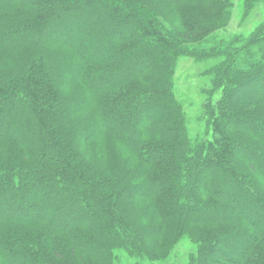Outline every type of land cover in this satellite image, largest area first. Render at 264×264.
I'll return each mask as SVG.
<instances>
[{"label": "trees", "instance_id": "16d2710c", "mask_svg": "<svg viewBox=\"0 0 264 264\" xmlns=\"http://www.w3.org/2000/svg\"><path fill=\"white\" fill-rule=\"evenodd\" d=\"M232 6L0 0V264L165 261L185 237L187 264H264V22L219 40ZM181 58L208 64L195 139Z\"/></svg>", "mask_w": 264, "mask_h": 264}, {"label": "rangeland", "instance_id": "374dc122", "mask_svg": "<svg viewBox=\"0 0 264 264\" xmlns=\"http://www.w3.org/2000/svg\"><path fill=\"white\" fill-rule=\"evenodd\" d=\"M232 17L229 25L216 34L217 39L229 41L236 36L250 38L252 33L264 22V0L254 4L248 13L245 0H231ZM64 31L60 28L52 29L46 37L58 39ZM117 31L115 35H117ZM64 37L67 35L64 34ZM92 53L99 54L98 47L92 48ZM208 64H199L193 59L181 58L178 61L175 72V92L177 99L183 104L187 115V125L192 139L200 137L201 127L198 123L200 107L202 103L201 87L204 85L203 73ZM200 89V90H199ZM27 210V209H26ZM10 214H18L16 208H9ZM27 211L24 210L25 213ZM196 252V246L188 239L183 238L173 249L167 260L152 262L136 256H130L127 252L118 250L116 255L122 264H187L189 256Z\"/></svg>", "mask_w": 264, "mask_h": 264}]
</instances>
